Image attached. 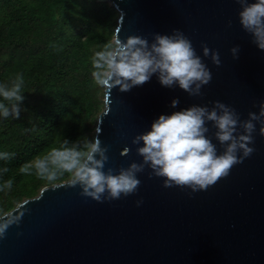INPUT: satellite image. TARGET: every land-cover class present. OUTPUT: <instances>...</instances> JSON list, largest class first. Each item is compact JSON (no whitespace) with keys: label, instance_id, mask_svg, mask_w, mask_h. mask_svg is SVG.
<instances>
[{"label":"water","instance_id":"water-1","mask_svg":"<svg viewBox=\"0 0 264 264\" xmlns=\"http://www.w3.org/2000/svg\"><path fill=\"white\" fill-rule=\"evenodd\" d=\"M95 1L118 13L113 42L139 36L152 43L155 34L179 30L212 77L200 96L162 87L155 75L128 92L104 89L100 131L95 132L108 148L104 171L140 163L136 148L142 145L131 141L160 115L193 105L211 109L216 101L235 109L242 121L249 112H259L264 52L240 27L241 9L234 0ZM201 44L219 53V67L203 57ZM237 45L234 60L230 49ZM173 99H179L176 108L170 107ZM207 126L212 138L215 129ZM259 128L257 122L251 156L206 191L164 188L163 178H149L147 167L137 174V191L118 200L97 203L70 181L42 188L0 216L4 221L26 210L18 226L0 239V264H264V137ZM212 142L220 154L223 148ZM137 201L142 203L137 206Z\"/></svg>","mask_w":264,"mask_h":264},{"label":"clouds","instance_id":"clouds-1","mask_svg":"<svg viewBox=\"0 0 264 264\" xmlns=\"http://www.w3.org/2000/svg\"><path fill=\"white\" fill-rule=\"evenodd\" d=\"M234 2L241 9L238 13L240 27L251 36L257 49L264 52V0ZM201 49L203 57L220 66L217 51L204 44ZM239 50L238 45L230 49L234 60L238 59ZM92 69L94 83L108 94L114 88L128 92L155 75L162 87L171 89L175 86L189 96H200L201 88L212 79L192 42L179 30H173L171 35L155 34L152 43L139 36H129L123 42L117 40L108 44L94 54ZM24 84L22 73L0 83V118L19 119ZM178 105L179 99H173L170 107ZM257 122L259 135L264 137V102L260 103L258 113L249 112L247 120L243 121L235 109L219 101L213 102L211 109L193 105L170 115H160L148 131L132 139L133 145H142L136 148L140 163L104 171L109 159L108 148L102 147L101 141L94 136L91 140L84 138L71 145L65 139L59 147H52L23 164L19 172L35 174L49 182L70 174V186H79L80 195L97 203L133 195L141 183L137 174L144 172L146 167L150 170L149 178H163L164 188H188L192 193L206 191L254 152L249 145L254 142ZM99 123L96 133L100 131ZM208 124L215 129L212 138L208 137ZM212 139L223 148L220 154ZM127 152L126 148L121 155ZM14 156L15 153L0 152V161L7 162ZM8 171L7 167L0 169V173ZM12 183L7 180L0 184V192L11 190ZM141 203L137 201V206ZM25 211H21L18 217L0 221V239L5 237L9 227L18 226Z\"/></svg>","mask_w":264,"mask_h":264},{"label":"trees","instance_id":"trees-1","mask_svg":"<svg viewBox=\"0 0 264 264\" xmlns=\"http://www.w3.org/2000/svg\"><path fill=\"white\" fill-rule=\"evenodd\" d=\"M117 19L114 8L95 0H0V83L17 73L25 81L19 119L0 118V152L15 153L0 161L9 169L0 184L13 181L0 192V216L70 181V174L49 182L19 168L65 139L71 145L95 136L105 92L91 77L92 58L114 43Z\"/></svg>","mask_w":264,"mask_h":264}]
</instances>
